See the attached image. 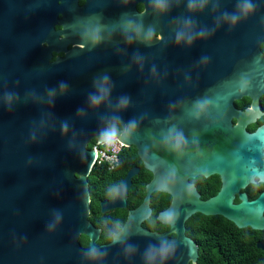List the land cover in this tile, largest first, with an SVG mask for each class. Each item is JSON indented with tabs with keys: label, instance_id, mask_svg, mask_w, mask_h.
<instances>
[{
	"label": "water",
	"instance_id": "1",
	"mask_svg": "<svg viewBox=\"0 0 264 264\" xmlns=\"http://www.w3.org/2000/svg\"><path fill=\"white\" fill-rule=\"evenodd\" d=\"M208 6L206 0H166L161 21L145 15L104 21L109 30L167 31L171 43L167 50L131 54L129 70L117 76L91 69L76 58L78 50L66 52L61 42L50 41L58 33L53 25L59 13L66 29L64 15L71 9L66 5H55L52 22L49 6H39L33 60L21 61L8 40L0 65V264H196V246L181 237L183 222L195 209L264 228V194L253 202L241 195L238 206L229 194L252 180L264 145L263 128L246 132L264 94V0H225L226 32L215 43L201 29L208 31L201 23L209 18ZM50 50L67 54L49 62ZM243 98L251 107L239 110L235 102ZM113 124L120 127L117 140L135 148L153 179L143 203L129 212L110 243L97 246L100 230L89 221L88 177L95 159L89 144L104 143L101 135ZM207 143L212 145L206 155ZM199 169L220 174L222 191L207 203L195 202L192 194H171L159 220L179 228L174 239L143 229L150 193L167 188L180 171L186 177ZM135 174L131 170L120 184L118 193L124 194L101 204L103 213L125 208ZM239 211L242 219L236 217ZM81 236L88 239L86 247Z\"/></svg>",
	"mask_w": 264,
	"mask_h": 264
},
{
	"label": "flooded vegetation",
	"instance_id": "2",
	"mask_svg": "<svg viewBox=\"0 0 264 264\" xmlns=\"http://www.w3.org/2000/svg\"><path fill=\"white\" fill-rule=\"evenodd\" d=\"M206 1L209 5V18L208 20L205 18L201 23L203 27H208V31L206 28L201 29L207 32L215 43L216 36H224L226 32L225 0H218L219 15L216 14L217 0ZM41 4L49 6L47 18L51 22L56 19L55 5H66L71 8L64 15L66 29L60 25L63 14L57 15L58 22L54 23L53 32L54 35L55 32L58 33L57 36H51L50 41L61 42L66 52L78 50L80 53L76 58H83L91 69L107 73L106 76L125 74L129 70L126 61L131 54L145 49L167 50L171 45L167 40L169 36L167 31L157 30L149 33L118 31L109 30L104 25V21L126 20L133 18L129 16L136 15H145L149 20L160 16L161 21L162 17L164 19L166 0H0V65L6 60L9 39L17 47L21 61L33 60L38 54L37 28ZM219 17L220 20H217ZM141 36L146 39L137 38ZM176 43L182 49V40L177 39ZM42 46L47 44L43 43ZM261 50L263 52L264 44L261 45ZM66 52L50 50L49 62L63 59ZM246 103L247 106L244 107ZM241 106L244 108H240ZM235 107L239 110L250 108L251 100L243 98L235 102ZM232 123L237 124V121L233 120ZM259 128L264 129V94L259 99V109L254 114L253 120L246 126V132L253 134ZM211 145L207 143L206 155ZM259 152L257 164L253 166L256 174L253 175L252 180L229 193L233 194L231 200L233 206H238L243 201L241 195L245 197V202H253L264 194V175H261L264 169V145L260 147ZM197 156L199 165L202 163L201 155ZM127 163L129 162L121 163L120 159L113 169L106 171V177L98 182H93L91 177H88L90 203L92 194H96L99 198L97 215L94 216L99 226L96 228L100 230L99 239L105 233L110 236L107 242L98 243V239L97 246L110 243L113 235L126 222L129 212L143 203L147 194V185L153 179V174L144 168L139 157L131 164ZM205 163L208 165L209 162ZM119 170L121 173L124 172V175L112 177V174ZM131 170H136V174L131 177V184L126 192L125 208H115L103 213L102 203L112 201L116 194H124V191L118 193V188ZM224 185L223 177L216 172L199 169L193 175L185 177L184 171H180L167 188L150 193V215L142 221L141 227L150 233L165 234L169 239L176 238L180 234L179 228H172L171 225L159 220V214L167 211L172 203L171 194H192L195 202L207 203L222 191ZM237 186L238 184L233 189ZM181 200H184L182 196ZM186 202L184 203L188 206ZM262 203L264 204V201ZM90 214L89 210V217ZM260 214L264 217V209H261ZM236 217L242 219L243 211L237 212ZM118 224L119 228L116 230ZM183 228L181 237L190 239L196 246V264H264V228L239 226L222 214H207L200 209H195L183 222ZM188 264L192 262L189 261Z\"/></svg>",
	"mask_w": 264,
	"mask_h": 264
},
{
	"label": "trees",
	"instance_id": "3",
	"mask_svg": "<svg viewBox=\"0 0 264 264\" xmlns=\"http://www.w3.org/2000/svg\"><path fill=\"white\" fill-rule=\"evenodd\" d=\"M263 53H264V50H263ZM238 106H240V105L238 104ZM245 106H247V103H246V105H244V107H245ZM244 107L241 106L240 108H244ZM111 127H115L116 134H115L114 137H118L119 132H120V127H119L118 125H115V124L110 125V126H109V129H110ZM94 144H95V141L91 142V143L89 144V148H92ZM120 159H121V163H123V164H124V162H129V163L131 164L132 162H134L135 160H137L138 157H137V154H136V150H135V148L131 147V148H127V149H125V150L123 151V153L120 155ZM129 163H127V164H129ZM106 175H107V172H106V170H103V169H101V170L94 169V170L90 173V177H91V180H92L93 182H98V181H100L102 178L106 177ZM118 175H119L120 177H122V176L124 175V172L121 173L120 170H119V172H118V171H117V172H114V173L112 174V177H115V176H118ZM100 198H101V197H100ZM98 200H99V198L96 196V194H92L91 203H90V212H91V214H90V217H89V221H90L95 227H99L98 224H97V222H96L95 219H94V216L97 215L96 213H97V210H98V208H97V206H98ZM121 223H122V219H121V221H120V224H121ZM118 228H119V224H118V226H117L115 229L117 230ZM109 239H110L109 234H106V233H105V234H103V235L100 237L98 243L107 242ZM80 242H81V244H82L83 246H86L87 243H88V240H87L85 237H81Z\"/></svg>",
	"mask_w": 264,
	"mask_h": 264
},
{
	"label": "built area",
	"instance_id": "4",
	"mask_svg": "<svg viewBox=\"0 0 264 264\" xmlns=\"http://www.w3.org/2000/svg\"><path fill=\"white\" fill-rule=\"evenodd\" d=\"M117 139L118 137H114L111 144L95 142L92 147L95 150V159L90 173L94 169L111 170L119 163L120 155L127 147Z\"/></svg>",
	"mask_w": 264,
	"mask_h": 264
},
{
	"label": "clouds",
	"instance_id": "5",
	"mask_svg": "<svg viewBox=\"0 0 264 264\" xmlns=\"http://www.w3.org/2000/svg\"><path fill=\"white\" fill-rule=\"evenodd\" d=\"M248 7H251V5H248ZM93 101L94 102H98L95 97H93ZM115 134H116L115 127H111L106 133H102L101 141L104 142V143H107V144H111L113 142V138H114ZM167 220L172 221L173 217L172 216H168ZM92 254L93 255L96 254V250L95 249L92 250ZM166 254H167V249L166 248H162L161 255L163 256V255H166Z\"/></svg>",
	"mask_w": 264,
	"mask_h": 264
}]
</instances>
